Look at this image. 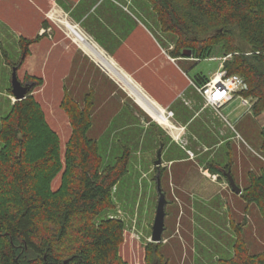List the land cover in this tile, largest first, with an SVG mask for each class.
<instances>
[{
  "label": "rangeland",
  "instance_id": "374dc122",
  "mask_svg": "<svg viewBox=\"0 0 264 264\" xmlns=\"http://www.w3.org/2000/svg\"><path fill=\"white\" fill-rule=\"evenodd\" d=\"M129 1L137 4L138 14L134 8L127 12L123 4H112L108 35L113 37L103 27L95 29L96 34L106 35L101 39L116 48L119 35L126 38L132 34L139 41L138 46L145 49L142 55L146 60L156 53L165 65H171L166 66L169 72L161 82L159 70L165 66L161 61L155 67L137 71L135 56L130 53L133 45L127 53H116L124 68L138 72L134 75L136 81L160 101L161 107L155 105L163 109L176 129L180 128L177 138L138 106L120 84L94 68L58 22L62 18L54 15L52 8L37 5L46 0H0V127L15 103L10 87L12 67L8 62L20 63L18 80L34 85L28 96L36 105L28 129V159L51 157L54 153L60 163L52 171L48 191L64 199L71 191V166L66 160L72 133L69 108L76 106L77 110L87 111V137L95 143L101 172L114 166L127 150V173L112 188L110 206L93 218L95 222L112 218L122 224L114 255L120 264H226L233 259L238 243L250 256H264V210L246 202L242 194L233 193L226 178L208 169L211 163H230L231 176L242 192L249 188L252 177L264 175V113L255 114L253 108L245 112L234 101L220 111L227 117L225 120L205 105L189 83L198 73L210 78L219 68L225 70L227 61L235 55H250L251 47L234 30L235 50L226 55L221 45H216L208 59L174 58L176 37L160 25L153 0ZM145 26L153 27L155 37L146 28L142 30ZM157 73L160 80L153 75ZM161 144V165L157 170L153 162ZM6 148L0 141V151ZM6 151L10 152L8 148ZM157 171L167 205L162 241L151 243L158 199ZM203 178L217 186L211 198H204L195 190ZM85 219L89 221L91 217L81 216L74 223Z\"/></svg>",
  "mask_w": 264,
  "mask_h": 264
},
{
  "label": "trees",
  "instance_id": "16d2710c",
  "mask_svg": "<svg viewBox=\"0 0 264 264\" xmlns=\"http://www.w3.org/2000/svg\"><path fill=\"white\" fill-rule=\"evenodd\" d=\"M153 9L163 29L176 37L174 58L208 59L216 45L226 55L235 50L233 31H238L251 54L235 55L225 63V71L245 80L246 95L255 99L253 112L264 113V0H153ZM187 51L189 56L184 55ZM19 64L8 62L11 67ZM207 80L201 73L191 79L196 85ZM35 110L34 100L27 95L13 104L0 127V141L10 150L0 151V264H120L114 255L122 224L112 218L99 222L93 218L110 206L112 188L127 173V150L114 166L101 172L95 143L87 137V111L69 108L72 133L66 160L71 166V191L66 199L54 195L48 187L54 167L60 166L58 155H41L33 161L27 156L28 129ZM261 135L264 146V130ZM208 169L224 178L228 172L231 175L230 163H211ZM263 177H252L249 188L241 192L246 202L262 210ZM195 190L211 198L217 186L203 178ZM84 215L91 219L74 223ZM226 264H264V256L252 257L238 243L233 259Z\"/></svg>",
  "mask_w": 264,
  "mask_h": 264
},
{
  "label": "crops",
  "instance_id": "0c3cea01",
  "mask_svg": "<svg viewBox=\"0 0 264 264\" xmlns=\"http://www.w3.org/2000/svg\"><path fill=\"white\" fill-rule=\"evenodd\" d=\"M112 4H120V5L123 4L124 5L123 8L127 12H132L130 9L133 10V8H134L133 12L138 14V12L136 11V7H135V6H137V4H135L132 1L128 2V0H125V4H124V0H61V1L60 0L59 1L58 0H51V1L46 0V2H42V3L40 2L37 5H39L41 8H43L44 5H45V8H52L53 9L52 13L54 15H57L59 18L60 17L64 18L69 23L76 26L75 28H77V30L80 31L81 34L84 35L85 38L90 43L95 45V47L102 53V55L105 57V59L107 61H109L110 63L111 62L113 63L117 73H119L121 76H125V77L129 76L131 78V79L129 78L130 80H132L135 84H137V86L142 91H144L147 94V96H149L155 104H158L160 106V104H159L160 101L153 98L152 96H150L148 94V91L145 90L143 84L136 81V79L134 78V75H136L138 72L134 73L133 71H128L116 59V53H119V52L127 53L131 49L130 48V44H131L134 46V48L130 52L131 56H133V57L135 56L133 62L134 63L137 62V64H138V67L136 69H137V71H143L144 69H147L148 67H152V65H154V67H155L156 62L161 61L160 59L157 58L156 53H155V55L151 54L150 59L146 60L145 56L142 55V54H144L145 49H143V47L141 48L138 46L139 41H137L136 38H133L132 34H131L132 36L127 35L126 38H123L121 35H119L118 36L119 40L117 41L119 43L117 45L118 48H116L114 45L111 47L108 44L109 42H107V41L104 42L101 39L102 37L106 38V35H103L100 37V36H97V34H96L97 31H95V29H98L99 27H103V30H105L106 34L108 35V33H109L108 28L112 27L111 22H110V19L112 18V10L114 8L112 6ZM59 21L60 20H58V22ZM141 28H142V30L144 28H146L148 30V33L152 34L154 36L153 27L148 28L145 26V27H141ZM93 31H95V32H93ZM108 36L113 37L112 35H108ZM83 55L86 56L87 59L89 60V62L94 65L95 69L97 68L101 73H103L107 77L109 76L113 81H115L117 84H119L111 75H109L103 68H101L100 65H98L93 59H91V57L89 55H87L84 52H83ZM162 64H164V62H162ZM127 66L129 68H131L129 65H127ZM166 66H171V65L167 64V65L163 66L164 67L163 70H159V72L162 73V76H163L162 79L160 77H158V75H160V73L153 74L155 77L156 76L158 77L156 79L160 78L162 80L161 82H164L163 79H164V76H166V71L169 72V70H166ZM153 72L155 73V71H153ZM190 81H191V79H190ZM190 81H189V83H190ZM168 85H170L169 82H168ZM135 103L138 105V103L136 101H135Z\"/></svg>",
  "mask_w": 264,
  "mask_h": 264
},
{
  "label": "bare ground",
  "instance_id": "6f19581e",
  "mask_svg": "<svg viewBox=\"0 0 264 264\" xmlns=\"http://www.w3.org/2000/svg\"><path fill=\"white\" fill-rule=\"evenodd\" d=\"M60 24L67 29L68 34L73 37L75 44L100 65V67L109 75H111L127 91V93L134 98L138 105L155 120L156 123L164 128L170 129L174 138L179 136L181 133L180 128L178 130L173 126L169 121V117L164 114V111L155 105V103L151 101L138 86L133 84L128 77L121 76L117 73L114 65L107 61L102 53L93 44H90L78 30H76L74 25H71L64 18L60 20Z\"/></svg>",
  "mask_w": 264,
  "mask_h": 264
},
{
  "label": "built area",
  "instance_id": "2783aa9c",
  "mask_svg": "<svg viewBox=\"0 0 264 264\" xmlns=\"http://www.w3.org/2000/svg\"><path fill=\"white\" fill-rule=\"evenodd\" d=\"M190 84L203 98L205 105L212 107L225 120L227 117L220 111L234 101H237L239 107L245 112L253 108L255 99L246 95L249 87L245 80L236 74L228 75L222 67L204 84L196 85L192 81Z\"/></svg>",
  "mask_w": 264,
  "mask_h": 264
},
{
  "label": "water",
  "instance_id": "95a60500",
  "mask_svg": "<svg viewBox=\"0 0 264 264\" xmlns=\"http://www.w3.org/2000/svg\"><path fill=\"white\" fill-rule=\"evenodd\" d=\"M184 55L189 56L190 51L185 52ZM17 70H18L17 66L12 67L11 78H10L11 94L13 95L15 102L25 99L34 86L32 83L22 84L18 80ZM162 147L163 145L161 144L156 153V160L153 162V165L157 170L161 165ZM224 176L227 179V183L231 191L237 195H240L242 190L235 184L234 179L232 178L230 173L228 172L224 174ZM156 190L158 194V199H157L154 222L152 225V233L150 238L151 243H160L162 241V234L165 229L164 220H165V206L167 205V200L161 188L159 171H157L156 174Z\"/></svg>",
  "mask_w": 264,
  "mask_h": 264
}]
</instances>
